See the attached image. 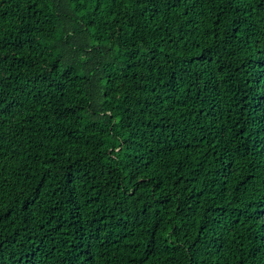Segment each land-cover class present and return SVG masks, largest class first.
Instances as JSON below:
<instances>
[{
  "label": "trees",
  "instance_id": "16d2710c",
  "mask_svg": "<svg viewBox=\"0 0 264 264\" xmlns=\"http://www.w3.org/2000/svg\"><path fill=\"white\" fill-rule=\"evenodd\" d=\"M0 264H264V0H0Z\"/></svg>",
  "mask_w": 264,
  "mask_h": 264
}]
</instances>
